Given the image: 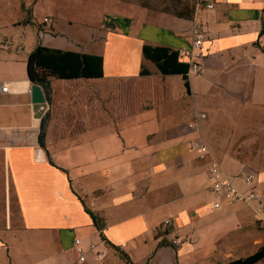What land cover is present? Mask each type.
Returning <instances> with one entry per match:
<instances>
[{
	"label": "crops",
	"instance_id": "0c3cea01",
	"mask_svg": "<svg viewBox=\"0 0 264 264\" xmlns=\"http://www.w3.org/2000/svg\"><path fill=\"white\" fill-rule=\"evenodd\" d=\"M213 1L186 17L122 0H0V210L10 215L0 264H128L119 251L133 264L238 257L242 214L258 219L245 203L211 207L209 167L216 161L240 189L255 174L264 203V167L250 168L264 166V0ZM195 27L201 73H161L144 56V45L189 48ZM37 45L103 62L98 77L47 73L42 119L27 70ZM195 138L205 159L190 149Z\"/></svg>",
	"mask_w": 264,
	"mask_h": 264
},
{
	"label": "trees",
	"instance_id": "16d2710c",
	"mask_svg": "<svg viewBox=\"0 0 264 264\" xmlns=\"http://www.w3.org/2000/svg\"><path fill=\"white\" fill-rule=\"evenodd\" d=\"M177 1L172 3L168 8L173 14L178 16L190 17L195 8V0ZM264 22V17H263ZM143 53L146 58L155 62L161 73L182 74L187 79L188 65L186 62L178 60V51L172 50L170 47L144 45ZM27 70L29 78L46 87L47 73L56 75L58 78H77V77H98L102 75L103 62L99 55H90L87 53H79L74 51L57 50V48H48L37 45L31 52L27 60ZM149 71L144 69L141 74H146ZM45 118L42 122L39 143L45 142ZM96 222L95 215L92 216ZM118 250V249H117ZM119 251V250H118ZM121 257L125 258L128 264H133L129 256L122 251H119ZM261 258H264V245L262 244L252 254L243 257L229 260L224 264H255Z\"/></svg>",
	"mask_w": 264,
	"mask_h": 264
},
{
	"label": "built area",
	"instance_id": "2783aa9c",
	"mask_svg": "<svg viewBox=\"0 0 264 264\" xmlns=\"http://www.w3.org/2000/svg\"><path fill=\"white\" fill-rule=\"evenodd\" d=\"M205 5L207 8L214 7L213 0H195V6ZM51 24V18L46 16L42 19V26ZM192 34L194 40H192L190 47L186 49H179L178 57H185V60L188 65L187 76L199 74L204 69V57L205 53L202 48V36L198 28H193ZM3 90L7 91L8 87L3 86ZM202 118L205 117L204 114H200ZM190 149L195 151L197 156L201 159H205L209 155V149L201 139L195 138L189 143ZM211 181L208 187L210 194L214 197L212 200L211 207L213 209H218L221 207L224 201L232 203H245L252 209L258 222L264 224V203L261 201V193L258 191L257 184L254 182L255 174L246 173L244 175V181L247 184V187L240 189V187L233 181V178L226 174L224 170L217 164L216 161H211L209 167ZM166 225L171 224V219H164ZM175 244L181 242L179 238L173 240ZM75 252L77 255V261L85 262L86 255L83 242L79 238H74ZM87 248L89 250H95L96 244L89 243ZM97 257H102V253L99 250H95Z\"/></svg>",
	"mask_w": 264,
	"mask_h": 264
},
{
	"label": "rangeland",
	"instance_id": "374dc122",
	"mask_svg": "<svg viewBox=\"0 0 264 264\" xmlns=\"http://www.w3.org/2000/svg\"><path fill=\"white\" fill-rule=\"evenodd\" d=\"M122 1L127 3V4H129V3L134 4L135 2H137V3L139 2L140 4H142L146 7H152V8H156L158 10L167 11V12H172L168 8H170L172 6V3H176L177 1H182V2L189 1L190 3L193 2L192 0H122ZM121 84H122L121 82L117 83L118 86ZM123 86H125V84H122V87ZM105 111L108 115H112L111 107H109L108 104H106V106H105ZM121 112L127 113V112H129V109L127 107L122 108ZM243 135L246 139L253 138V136H252L253 134L250 132H247L245 134L243 133ZM249 144L251 146H253L255 143L253 141H251V142H249ZM256 167L261 168L264 166H250V168H256ZM2 194H3V189L1 186V182H0V195H2ZM12 194H13V189L10 190V195H12ZM2 205L4 206L5 204L0 199V206H2ZM13 219L18 220V216H17V214H15V212L13 213ZM9 223H10L9 213L5 210L4 211L0 210V233L6 234L9 231V226H10ZM240 223H241V227H242L243 237H246V239L242 240V242H241L240 251H239L237 258L252 254L259 248V246H261L262 244L264 245V224L257 222V220L255 218H253L252 215L248 214V212L245 214H242ZM249 240H250V242L246 243ZM116 255H118V252H116ZM234 259H236V258H234ZM234 259H232V260H234ZM255 264H264V258H261Z\"/></svg>",
	"mask_w": 264,
	"mask_h": 264
},
{
	"label": "water",
	"instance_id": "95a60500",
	"mask_svg": "<svg viewBox=\"0 0 264 264\" xmlns=\"http://www.w3.org/2000/svg\"><path fill=\"white\" fill-rule=\"evenodd\" d=\"M32 101L35 104V117L42 119L46 110V96L45 91L38 83H33L31 86Z\"/></svg>",
	"mask_w": 264,
	"mask_h": 264
},
{
	"label": "bare ground",
	"instance_id": "6f19581e",
	"mask_svg": "<svg viewBox=\"0 0 264 264\" xmlns=\"http://www.w3.org/2000/svg\"><path fill=\"white\" fill-rule=\"evenodd\" d=\"M43 223V222H42Z\"/></svg>",
	"mask_w": 264,
	"mask_h": 264
}]
</instances>
